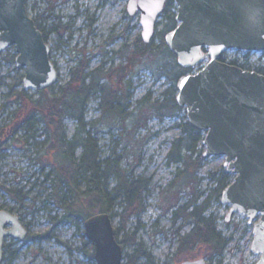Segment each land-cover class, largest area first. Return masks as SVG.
Wrapping results in <instances>:
<instances>
[{"label": "rangeland", "instance_id": "rangeland-1", "mask_svg": "<svg viewBox=\"0 0 264 264\" xmlns=\"http://www.w3.org/2000/svg\"><path fill=\"white\" fill-rule=\"evenodd\" d=\"M127 2L25 0L27 14L47 34L46 43L51 47L49 56L59 78L49 89H44V94L22 89L20 76L24 71L15 67L14 48L0 53V209L17 215L28 229L23 241H11L9 249L14 251L13 257L6 253L2 262L91 264L83 254L86 249L83 232L73 221L57 219L71 204L84 216L104 212L105 208L93 196L80 198L75 203L72 197L56 202L49 195L54 187L53 179L45 176L52 165L57 168L53 146L54 135L58 134L56 128L60 126L68 140L79 143L85 136V133L80 134L81 125L67 116L58 123L59 120L39 110L29 130L19 127V121L34 109L32 102L39 99L44 102L46 96L59 93L60 87L66 86L74 76V80L85 79L86 83L94 77L97 83L84 107L83 128L97 141L100 159L117 157L123 171L134 179L140 177L147 181L141 205L137 206L138 214H123L124 203L119 198L108 211L114 215L112 225L114 230L119 229V240L124 241L122 264H132L129 257L139 246L149 259L136 256L134 264H177L189 257H203L208 264H256L259 255L250 249L252 224L248 226L247 219L238 212L226 222L229 204L221 203L216 195L224 180V157H203L204 146L200 142L193 144L194 137H191V151L183 148L180 152L186 162L176 161L173 144L184 135L185 110L181 108L173 116L157 117L139 106L144 99L151 103L161 101L165 94L176 95V83L171 80L170 72L175 61L157 47L158 34L165 33L168 17L175 15V3L167 0L169 4L158 18L154 38L149 43L151 52L139 57L133 55L140 45L139 13L128 15ZM239 58L244 62L241 56ZM247 59L250 66L264 67L263 54L253 53ZM102 84L111 90H124L117 93L123 98L117 106L120 115L102 112L97 92ZM126 93L128 97L123 96ZM74 152L75 157L79 156L80 148ZM225 174L224 185L234 178L232 174ZM78 182L82 190L85 187L82 177ZM107 182L106 191L115 184V177H109ZM10 188L21 191L17 193V197H23L21 203L7 193ZM201 208L202 215L213 219L215 231L226 242L220 254L212 255L203 244H191L178 250L179 237L191 230L193 222L175 219V211L188 213ZM46 232L51 236L34 237ZM129 237L134 240L129 242Z\"/></svg>", "mask_w": 264, "mask_h": 264}, {"label": "water", "instance_id": "water-1", "mask_svg": "<svg viewBox=\"0 0 264 264\" xmlns=\"http://www.w3.org/2000/svg\"><path fill=\"white\" fill-rule=\"evenodd\" d=\"M175 26L164 43L176 64L195 73L176 80L175 103L185 110L187 124L203 133V157L223 156L233 180L220 194L229 204L226 222L240 213L252 224L251 251L264 264V73L220 61L234 49L264 53V0H172ZM166 0H128V15L139 13L140 40L154 38ZM13 47L21 68L22 89L36 92L58 81L50 45L27 14L25 0H0V53ZM83 234L94 248L95 264H122V246L114 236L109 213L88 215ZM28 229L17 215L0 209V264L6 239L23 241ZM179 264H204L202 258Z\"/></svg>", "mask_w": 264, "mask_h": 264}, {"label": "trees", "instance_id": "trees-1", "mask_svg": "<svg viewBox=\"0 0 264 264\" xmlns=\"http://www.w3.org/2000/svg\"><path fill=\"white\" fill-rule=\"evenodd\" d=\"M168 4L169 3L166 1L164 11L166 10ZM168 18L169 21L166 25L165 32L171 30L175 25L174 18ZM33 21L41 31L43 38L46 41L47 34L43 33L40 24L36 23L35 20ZM164 34H158L160 44L157 45V47L161 49L163 54L173 60V54L167 49L164 43ZM138 41L140 45L136 46L135 50L133 51V55L141 57L144 56V54L151 52L149 49L150 42L143 44L140 39H138ZM12 56L14 57L15 54ZM258 69V72L261 74L264 73V67ZM188 70L179 67L176 64V61L175 63L173 62L170 68L171 80L176 82L177 78L180 75H183V73L185 74L184 71ZM73 73L75 74L76 72ZM164 75L167 76V73L164 72ZM22 76L23 75L20 76V79ZM73 81L76 84H72ZM96 84L97 83L94 82V77H91L86 83L85 79L78 81L74 80V76H72V79L66 86L60 87L59 93H52L53 95L46 96L44 102L41 99H39V101L32 102L34 109L19 121V127H22L24 130H29V128H31V120L37 115L36 113H38L39 110L42 113H46L47 117L53 116L55 119L59 120L58 123H60L61 119L66 116L70 117L71 119H75L77 123H79V126L81 125L80 134L85 133V136L80 139L79 143L68 140L61 131L60 126H58L55 130L58 132V134L54 135L55 143L53 144L56 150L57 168L56 166L52 165V169L45 173L46 178L52 177L53 179L52 183L54 187L49 195L58 203L64 201V198L69 197L74 199V203L80 198L86 199L90 196L96 197V200H99L101 206L105 208L104 212L109 213L111 218L114 215L108 211H110L113 207V201L119 198L124 203L121 211L123 214H138L137 206L140 207L141 205V194L142 191L146 189L147 181L145 182L140 177L134 179L129 173L127 174L125 171H123L120 167L119 161H117V157L114 159L107 158L106 160H101L97 147V141L91 139L89 137V133L85 132L83 128L84 107L91 98L92 91L94 90ZM43 91L44 90H40L37 92V94H44ZM97 92L100 95L99 99L102 112L112 116L120 115L118 111L119 107L117 108V106L119 103H122L123 98L122 96L117 95V93L124 92V90H111L109 87L102 84V86L98 87ZM123 96L128 97L129 95L126 93L123 94ZM174 96L175 95L172 93L167 94V96L165 94L161 101L157 100L151 103H148L147 99H144V101H140L139 106L144 109L146 108V110H148L152 116H173L181 109V107L175 103ZM142 126H144V123H142ZM182 132L184 135L180 136V138L173 144V150H175L176 154V161H184L185 158L180 153L183 148H185L184 150L187 152L191 151V137H194L193 144H195V142L201 143L203 138V135L199 131L193 129L187 123L183 125ZM41 135L42 134H40L38 137ZM77 148H80L81 153L79 156L75 157L74 151ZM184 162H186V160ZM111 176L115 177V184L110 188V190L106 191L108 187L107 179ZM81 177L84 180L83 184H85V187L82 190L80 189L81 184L78 182ZM222 177H224V180L220 182L219 188L221 189L216 194L217 197H220L221 191L227 185H224L226 183L225 172L222 174ZM6 191L15 200L19 201L20 203L22 202L23 197H17V193L20 192L21 194L19 189L10 188ZM71 205H67L65 207L63 213L58 217L57 220H71L74 222V225L83 232L82 222L87 218L88 215H82L77 209L75 210L72 208ZM203 212L204 211L202 208L200 210L195 209L194 211L188 213L185 210H183V212L175 211V219L177 217L183 219V221L191 219L193 222V227L191 230L184 234V236L179 237L178 243L180 245L178 250H184L185 247L191 244H203L208 246L209 252L212 255H216L218 253L220 254V252L225 248L226 242L223 238H221L219 232L215 231V223L213 219L211 217H204L202 215ZM118 231L119 229L114 231V236H116L118 243L121 244L122 248L124 249V241L122 239L119 240ZM50 236L51 234L46 232L41 235H35L34 237L37 239H45ZM82 237L83 245L86 248L84 249L83 254L87 259L90 260L91 264H95L93 258V245L89 240L87 241L86 237H84V234ZM133 240L134 238L129 237V242ZM11 241L12 240H7V242L3 245V259L6 253L10 254V258L13 257L14 251H10L9 249L12 243ZM136 256H144L149 259L148 254L141 248V246L136 248L134 254L129 257L132 264H134L133 261L135 260Z\"/></svg>", "mask_w": 264, "mask_h": 264}, {"label": "flooded vegetation", "instance_id": "flooded-vegetation-1", "mask_svg": "<svg viewBox=\"0 0 264 264\" xmlns=\"http://www.w3.org/2000/svg\"><path fill=\"white\" fill-rule=\"evenodd\" d=\"M220 61H222V62H224L226 64H230V65L232 64V65L238 66L240 69H244V70H248V71H252V70L259 71V69L257 67L250 66L248 64L246 58L244 59V62H241V60H240L239 56L237 55V53H234V52L230 53V55H228V54L221 55ZM197 258H202L203 261H204V264H208L206 262L205 258H203V257H196V258L195 257L194 258L189 257V258H186V259L187 260H196ZM185 260H182V261H185ZM182 261H180V262H182ZM180 262H178L177 264H179Z\"/></svg>", "mask_w": 264, "mask_h": 264}, {"label": "bare ground", "instance_id": "bare-ground-1", "mask_svg": "<svg viewBox=\"0 0 264 264\" xmlns=\"http://www.w3.org/2000/svg\"><path fill=\"white\" fill-rule=\"evenodd\" d=\"M198 66H199V67L203 66V62H202V63H199ZM198 66H197V67H198Z\"/></svg>", "mask_w": 264, "mask_h": 264}]
</instances>
